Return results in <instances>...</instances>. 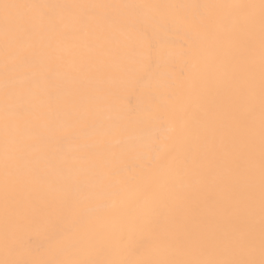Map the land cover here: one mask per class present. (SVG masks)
<instances>
[{"label": "bare ground", "instance_id": "bare-ground-1", "mask_svg": "<svg viewBox=\"0 0 264 264\" xmlns=\"http://www.w3.org/2000/svg\"><path fill=\"white\" fill-rule=\"evenodd\" d=\"M0 264H264V0H0Z\"/></svg>", "mask_w": 264, "mask_h": 264}]
</instances>
